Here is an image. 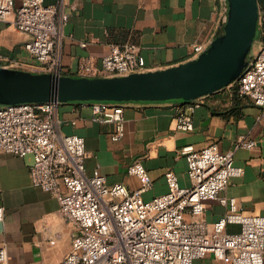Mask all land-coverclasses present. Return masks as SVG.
I'll return each mask as SVG.
<instances>
[{"label": "crops", "instance_id": "1", "mask_svg": "<svg viewBox=\"0 0 264 264\" xmlns=\"http://www.w3.org/2000/svg\"><path fill=\"white\" fill-rule=\"evenodd\" d=\"M22 2L15 0V5ZM65 2L68 20L62 46L63 75L101 76L95 71L85 73L82 64L89 62L99 69L112 45L127 43L137 47L147 70L167 68L191 59L196 44L206 47L222 31L224 0ZM29 38L11 20L0 21V52L22 62L25 70L34 63L24 48ZM255 43L256 48L264 43L260 28ZM124 106L123 135L115 138L116 122L96 119L91 102L60 103L57 118L61 131L85 138L88 172L98 168L109 184L123 183L139 190L143 185L140 177L128 171L139 159L151 182L141 195L151 200L169 190L168 169L177 174L181 186L191 184L184 146L202 148L217 143L221 151L232 152L234 163L243 168L242 174L230 179L223 195L235 197L239 209L246 213L264 212V113L252 98L238 93L235 83L206 96L193 112L192 131L175 127L178 109L185 107L179 100L129 101ZM242 139H253L256 144L238 146ZM32 162V155L0 152V204L5 207L0 243L7 246L11 264H57L73 248L74 226L61 213L57 197L32 183ZM228 209L220 200L210 199L203 217L212 223ZM240 228L239 223L227 225L229 232ZM206 262L228 264L212 253L193 264Z\"/></svg>", "mask_w": 264, "mask_h": 264}, {"label": "built area", "instance_id": "2", "mask_svg": "<svg viewBox=\"0 0 264 264\" xmlns=\"http://www.w3.org/2000/svg\"><path fill=\"white\" fill-rule=\"evenodd\" d=\"M65 0L46 4L45 0H0V21H9L30 38L24 48L34 60L30 70L62 73L64 26L68 20ZM259 28L264 32V6L260 0ZM75 7V6H73ZM13 17L12 19H10ZM205 46L196 44L194 56ZM0 64L23 68L0 52ZM85 73L101 76L125 75L147 70L145 58L133 44H114L102 58L101 68L84 62ZM240 95L249 96L264 113V43L235 82ZM206 96L178 109L175 127L194 129L193 112ZM58 101L21 102L0 105V152L32 155V183L57 197L61 213L74 226L72 250L57 264H193L212 253L228 264L264 263V212L246 213L235 197L223 195L230 179L242 174L232 152H223L217 143L202 148H182L188 162L189 186H181L177 174L166 171L169 190L151 200L141 192L150 185L148 171L134 160L128 171L142 181L139 190L123 183L109 184L98 169L88 172L85 138L63 133L58 124ZM95 118L117 124L115 138L124 131L122 103H93ZM253 139L238 146L251 148ZM220 200L229 206L220 219L210 223L203 217L206 201ZM5 207L0 204V222ZM239 223L229 232V223ZM0 264H11L8 249L0 243ZM205 264H214L206 262Z\"/></svg>", "mask_w": 264, "mask_h": 264}, {"label": "water", "instance_id": "3", "mask_svg": "<svg viewBox=\"0 0 264 264\" xmlns=\"http://www.w3.org/2000/svg\"><path fill=\"white\" fill-rule=\"evenodd\" d=\"M259 0H224L222 31L198 55L180 64L116 76H72L0 64V105L86 101L188 103L235 83L254 58Z\"/></svg>", "mask_w": 264, "mask_h": 264}, {"label": "trees", "instance_id": "4", "mask_svg": "<svg viewBox=\"0 0 264 264\" xmlns=\"http://www.w3.org/2000/svg\"><path fill=\"white\" fill-rule=\"evenodd\" d=\"M260 2H261V4H262V6H264V0H260Z\"/></svg>", "mask_w": 264, "mask_h": 264}]
</instances>
